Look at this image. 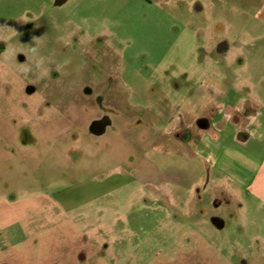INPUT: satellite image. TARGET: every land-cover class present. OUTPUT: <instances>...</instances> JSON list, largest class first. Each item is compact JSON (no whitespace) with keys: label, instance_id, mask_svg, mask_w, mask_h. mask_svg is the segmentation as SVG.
<instances>
[{"label":"rangeland","instance_id":"rangeland-1","mask_svg":"<svg viewBox=\"0 0 264 264\" xmlns=\"http://www.w3.org/2000/svg\"><path fill=\"white\" fill-rule=\"evenodd\" d=\"M235 96L264 108V0H0V264H264L236 180L161 192Z\"/></svg>","mask_w":264,"mask_h":264},{"label":"crops","instance_id":"crops-1","mask_svg":"<svg viewBox=\"0 0 264 264\" xmlns=\"http://www.w3.org/2000/svg\"><path fill=\"white\" fill-rule=\"evenodd\" d=\"M214 98H208L203 109L205 114L202 116L209 121V125L204 127L205 133L199 137L193 154L201 165L195 171V179L186 184L180 177L175 184H164L161 192L172 205L179 206L188 201L191 211H194L202 203L199 181L203 176L208 174L209 182L213 176L215 182L222 177L236 180L246 192V199L241 201L240 208L245 210L252 206L260 219L261 213L264 215V108L235 101L236 96L231 98L230 103H217L218 99L214 101ZM195 121L180 122L178 140L188 143L192 139L191 130L196 128ZM209 128L212 133L206 132ZM193 157L183 156L182 159L193 160ZM228 186L222 181L216 185L222 198L215 202L217 207L223 200L228 205L236 202L234 188Z\"/></svg>","mask_w":264,"mask_h":264},{"label":"flooded vegetation","instance_id":"flooded-vegetation-1","mask_svg":"<svg viewBox=\"0 0 264 264\" xmlns=\"http://www.w3.org/2000/svg\"><path fill=\"white\" fill-rule=\"evenodd\" d=\"M223 48H224V47L221 46V48L219 49V52H222V49H223Z\"/></svg>","mask_w":264,"mask_h":264}]
</instances>
